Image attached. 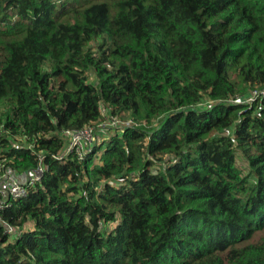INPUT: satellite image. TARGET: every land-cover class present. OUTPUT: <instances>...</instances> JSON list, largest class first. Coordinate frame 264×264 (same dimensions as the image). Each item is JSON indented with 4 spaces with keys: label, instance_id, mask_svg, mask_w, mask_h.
Masks as SVG:
<instances>
[{
    "label": "trees",
    "instance_id": "16d2710c",
    "mask_svg": "<svg viewBox=\"0 0 264 264\" xmlns=\"http://www.w3.org/2000/svg\"><path fill=\"white\" fill-rule=\"evenodd\" d=\"M255 86L264 0H0V178L46 167L0 264H264V99L230 103ZM102 105L135 126L55 159Z\"/></svg>",
    "mask_w": 264,
    "mask_h": 264
},
{
    "label": "built area",
    "instance_id": "2783aa9c",
    "mask_svg": "<svg viewBox=\"0 0 264 264\" xmlns=\"http://www.w3.org/2000/svg\"><path fill=\"white\" fill-rule=\"evenodd\" d=\"M242 97L244 96L235 97L230 100V103L249 105L256 101H260L264 99V86H255L250 94L242 99V103H238L237 100ZM106 107L103 108V105L101 106V116L96 123L80 129H64L61 131L62 138L66 140L63 149L64 155L60 156L59 152L54 158L57 160H64L69 155H75L79 161H82L97 145L100 138L99 131L120 132L135 126L131 119L120 120L117 117H113L110 114L111 109ZM23 143L26 144L24 141ZM27 148L32 150L34 147L29 145ZM37 159L38 165L35 169L25 171L22 174H11L5 171L0 178V225L5 227L4 231L8 236L12 237L16 232L18 234L19 231L3 221L2 213L5 209L10 207L12 201L25 197L30 188L41 182L46 167L43 164L41 153L37 155Z\"/></svg>",
    "mask_w": 264,
    "mask_h": 264
},
{
    "label": "rangeland",
    "instance_id": "374dc122",
    "mask_svg": "<svg viewBox=\"0 0 264 264\" xmlns=\"http://www.w3.org/2000/svg\"><path fill=\"white\" fill-rule=\"evenodd\" d=\"M96 44H97L96 42H93V43H92V47L95 48ZM88 82H89V83H92V84H94V85H97V84H98V80H97V77H96L95 71L90 70V71L88 72ZM253 88H254V87H249L244 93L235 94V96L232 97V99H234L235 97H241V96H244V97L240 98L239 100H237L238 103H242V101H243L242 99H243V98H246V97L250 94V92L252 91ZM213 104H215V102L209 100L206 96H204L203 101L199 104L198 107H201V108H208V107L212 106ZM105 107H106V106L104 105L103 108H105ZM0 114H1V113H0ZM123 115H125V114H123V113H122V114H118V115H117V118L120 119V120H125V119H127V117H128L127 114L125 115V117H124ZM225 132H226V135H233V132H234V131H233V129L231 128V129H229V130H227V131H225ZM108 140H109V137H107V138L104 140V142H103L104 145L108 142ZM15 144H17V145H19V146H23V145H25V144L23 143V141H20V140H19V138L15 140ZM97 145H98V143H97ZM97 145H96V147L101 148L100 145H99V146H97ZM63 149H64V147L62 148V150H61L60 153H59L60 156L64 155V150H63ZM100 153H101V152H99V153L96 155V157H95V162H96V163H98V159H99ZM235 157H236V164H237V166H238L240 169H242V170L244 171V173H246V172L248 171V163H247L246 158L243 157L241 150H236ZM6 172H9V173H11V174H14V173L22 174V173H18V172H13V171H11L10 169H7ZM117 185H118V184H115V186H117ZM115 225H116L115 223L101 224V229L104 230V231H109V230H111Z\"/></svg>",
    "mask_w": 264,
    "mask_h": 264
}]
</instances>
